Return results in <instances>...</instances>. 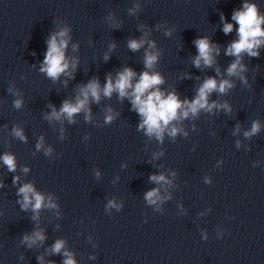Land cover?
Segmentation results:
<instances>
[{
	"label": "clouds",
	"instance_id": "clouds-1",
	"mask_svg": "<svg viewBox=\"0 0 264 264\" xmlns=\"http://www.w3.org/2000/svg\"><path fill=\"white\" fill-rule=\"evenodd\" d=\"M221 19L224 20V17L222 16ZM232 19L239 25L237 30L239 39L232 42L226 50V55L236 57V60L228 67L227 73L229 76H239L242 72L246 71L245 66L241 63V53L246 52L252 57L259 55V52L256 49L264 43V39H262L264 38V31H262L260 27L261 24L264 23V17L257 15L255 5L245 4L244 10L235 11ZM232 30L233 25L225 22L223 32L227 35L231 33ZM67 32L68 29H63L58 33H54L47 41L48 49L45 53L40 71L45 72L47 76L53 80L57 79L61 73H64L69 68V64L66 62L64 54V49L67 47V40L64 39V37L67 35ZM57 37L60 38L59 43ZM144 43L145 41L143 39L139 41L129 40L128 47L135 51ZM194 43L198 52V55L193 60L194 65L199 68L201 62H203L205 66L211 67L215 61V56L213 54L215 53V55H219V47L211 44L207 37L199 38ZM149 46L155 47V45L151 43ZM157 56L158 53L146 52L144 59L146 69H151L153 67L157 60ZM105 59H108L107 55L105 56ZM72 67L75 68V63H73ZM218 71L219 70L217 69V72ZM136 75V72L131 68H125L117 74V78L115 79V82H113L112 75L108 74L103 89L100 87L99 79L93 78L86 86L80 88V95L77 97L75 103L65 100L58 112L53 107L51 114L46 118L49 120L53 118L60 120L62 116H66L69 122H72L76 113L87 109L89 96L98 103L100 101L101 92L106 97H111L113 92H117L121 99L128 97L132 109L142 117V122L140 123L139 128L146 129V134L149 137L155 136L158 140L162 141L166 130L172 137H175L179 131H183V129H178L175 125H172L169 128V125L173 121L186 119L190 115L196 116L201 110L211 112L215 108L225 109L226 111L231 112V108L227 102L223 104L217 103L216 101L209 102V96L212 92L216 91L223 94L234 86L229 80H221L218 83L215 78L208 77L198 88L197 94L193 100L189 101L188 99H184L181 101L175 92L165 95V93L157 87L164 82L159 74H150L148 71H144L140 74L139 79L133 83ZM241 79L244 80L245 78L241 76ZM81 96L83 97L82 99L80 98ZM15 106L19 108L21 106V101H15ZM109 113L110 114L106 117V122H111L114 119V116L111 114V109H109ZM85 119H90V110ZM259 130V122H253L251 131L245 132V136H252ZM13 134L21 140L26 139L23 131L19 128H13ZM40 147H42V143L37 144V148ZM47 151L50 152L51 149H48ZM0 159L3 160L5 165H7L9 171H15V157L12 154L5 153ZM25 171H27V169H25ZM17 180L18 177H14L13 183ZM150 180L156 183L162 181L170 183V181H167L163 175H152L150 176ZM20 194L23 196V200L20 202L22 208L26 210L28 206L31 205L33 212L38 213L44 203V197L35 191L33 185L30 183L24 184L18 190V195ZM145 199L148 203L155 204L157 200L160 199L158 189L148 191L145 194ZM45 206L49 208L56 207V205L51 202V198H49V202ZM108 206L119 207L113 201H110ZM36 218V216H33V219ZM44 239L45 236L42 231H35L30 236H24V242L27 243L28 247H31L37 241H43ZM64 243L63 240H57L52 246L51 251L56 254L60 253L61 249L64 247ZM64 256L66 257L64 264H75L70 253L65 252ZM38 259L42 260V257Z\"/></svg>",
	"mask_w": 264,
	"mask_h": 264
}]
</instances>
